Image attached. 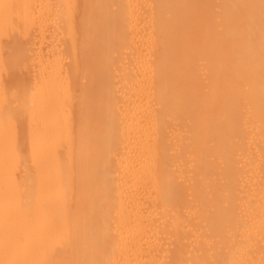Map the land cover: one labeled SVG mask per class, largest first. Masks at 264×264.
Here are the masks:
<instances>
[{"label": "bare ground", "instance_id": "obj_1", "mask_svg": "<svg viewBox=\"0 0 264 264\" xmlns=\"http://www.w3.org/2000/svg\"><path fill=\"white\" fill-rule=\"evenodd\" d=\"M0 264H264V0H0Z\"/></svg>", "mask_w": 264, "mask_h": 264}, {"label": "rangeland", "instance_id": "obj_2", "mask_svg": "<svg viewBox=\"0 0 264 264\" xmlns=\"http://www.w3.org/2000/svg\"><path fill=\"white\" fill-rule=\"evenodd\" d=\"M10 77H8V79H9Z\"/></svg>", "mask_w": 264, "mask_h": 264}]
</instances>
